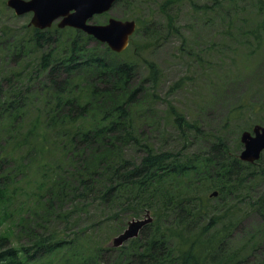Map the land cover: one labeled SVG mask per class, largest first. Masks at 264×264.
<instances>
[{
    "label": "trees",
    "instance_id": "1",
    "mask_svg": "<svg viewBox=\"0 0 264 264\" xmlns=\"http://www.w3.org/2000/svg\"><path fill=\"white\" fill-rule=\"evenodd\" d=\"M193 3L195 12L208 6ZM258 7L263 12L264 0ZM165 13L173 28L174 16ZM27 27L29 33L8 28L0 36L3 56L17 64L0 61V264H110L102 258L117 248L113 233L101 240L98 229L113 223L122 231L147 211L153 220L119 247L112 264H264V257L250 259L264 247L256 233L230 246L238 225L231 207L206 217L210 197L199 189L207 184L226 199L256 175L225 134L213 136L209 151L188 154L156 148L140 129L150 100L161 98L162 79L160 65L142 57L143 46L130 43L118 53L81 29ZM141 57L148 71L139 77ZM167 116L184 138L187 127L198 126L172 104ZM128 146L142 151L139 160L128 156ZM36 164L33 181L27 174ZM251 205L264 216V194Z\"/></svg>",
    "mask_w": 264,
    "mask_h": 264
},
{
    "label": "rangeland",
    "instance_id": "2",
    "mask_svg": "<svg viewBox=\"0 0 264 264\" xmlns=\"http://www.w3.org/2000/svg\"><path fill=\"white\" fill-rule=\"evenodd\" d=\"M163 1H118L106 13L93 18V21L100 23H106L111 17L136 19L139 25L140 21H147L143 27L148 29L142 27L135 33L131 46L140 43L143 46L139 48L142 57L155 60L160 65L162 79L157 88L161 98L150 100L151 105H148L145 114L147 122L143 119L140 129L156 148L188 154L209 151L213 136L223 132L233 151L240 155L245 149L242 133L248 130L254 134V125H264V25H259L264 19V10H259L258 0H175L167 9L161 7ZM193 1L208 6L199 7L195 12ZM228 10L231 14H227ZM165 12L174 16L173 28L169 27ZM31 16L32 13L16 14L7 6L6 0H0V36L8 28L16 34L29 33L30 28L25 26L34 27L29 25ZM58 22L54 21L50 27L58 26ZM95 43L92 40L90 45ZM132 51L133 48L121 57L127 59V54ZM142 57L139 77L145 76L148 71ZM1 60L8 68L17 65L7 60L0 48ZM3 65L0 63V70H4ZM153 89L150 87L149 92ZM170 104L182 112L188 121L198 124L197 128H186L187 138L181 135V130L167 116ZM239 112L242 115L238 116ZM204 134L210 135L204 137ZM126 150L128 156L140 159L142 151L139 148L128 146ZM243 162L249 172L256 170V175L245 181L238 192L224 199L219 192L210 195L218 189L207 188V184L203 186L205 189H199L201 196L206 194L210 197L205 211L209 214L206 217L219 214L226 205L231 207V215L238 222L230 240L232 247L242 246L254 233L259 235V241H264V234L257 232L262 227L264 216L259 207L257 211L251 205V201L264 194V152L257 166ZM10 168L16 169V165L11 164ZM57 174H60V170H57ZM27 175L33 181L38 178L37 164L31 165ZM18 178L22 179L20 176ZM64 207L68 209L70 203L64 204ZM206 217L202 219L208 221L210 217ZM55 225L64 227L65 222ZM115 228L112 223L108 228L98 229V237L105 240L113 233L110 239L112 244L113 238L121 232ZM18 236L15 238L20 244L31 243L30 239L24 237L19 241ZM120 246L115 248L111 259L109 255L103 257L102 261L112 264L119 256ZM263 257V246L258 245L251 251L250 259L254 262H260Z\"/></svg>",
    "mask_w": 264,
    "mask_h": 264
},
{
    "label": "water",
    "instance_id": "3",
    "mask_svg": "<svg viewBox=\"0 0 264 264\" xmlns=\"http://www.w3.org/2000/svg\"><path fill=\"white\" fill-rule=\"evenodd\" d=\"M116 0H7V5L18 15L32 12L30 23L39 28H48L59 20V27L72 26L84 30L96 39L106 42L113 50L123 51L129 44L130 36L137 28L134 19L109 18L107 23H93L90 19L99 13L108 11ZM250 131H244L241 140L245 149L240 158L244 161L258 160L264 151V126L256 124ZM214 191L211 195L217 194ZM150 211L143 218H132L127 227L116 235L112 243L120 246L139 235L140 230L152 221Z\"/></svg>",
    "mask_w": 264,
    "mask_h": 264
}]
</instances>
